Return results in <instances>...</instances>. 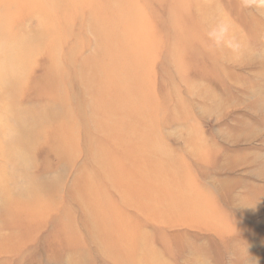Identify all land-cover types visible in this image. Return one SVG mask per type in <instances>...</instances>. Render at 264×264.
I'll return each instance as SVG.
<instances>
[{
    "label": "rangeland",
    "instance_id": "obj_1",
    "mask_svg": "<svg viewBox=\"0 0 264 264\" xmlns=\"http://www.w3.org/2000/svg\"><path fill=\"white\" fill-rule=\"evenodd\" d=\"M0 264H264V14L0 0Z\"/></svg>",
    "mask_w": 264,
    "mask_h": 264
},
{
    "label": "clouds",
    "instance_id": "obj_2",
    "mask_svg": "<svg viewBox=\"0 0 264 264\" xmlns=\"http://www.w3.org/2000/svg\"><path fill=\"white\" fill-rule=\"evenodd\" d=\"M243 9L264 14V0H240ZM205 36L209 49L225 58H237L242 54L244 44L237 34V27L231 16L223 10L208 13L203 18Z\"/></svg>",
    "mask_w": 264,
    "mask_h": 264
}]
</instances>
